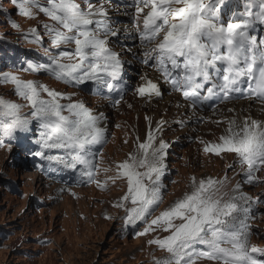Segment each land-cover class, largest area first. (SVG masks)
I'll return each mask as SVG.
<instances>
[{"label": "snow or ice", "instance_id": "snow-or-ice-1", "mask_svg": "<svg viewBox=\"0 0 264 264\" xmlns=\"http://www.w3.org/2000/svg\"><path fill=\"white\" fill-rule=\"evenodd\" d=\"M13 3L20 16L34 19L36 9L51 21L43 27L51 48L56 49H44L46 59L27 62L16 71L43 73L72 88L91 82L96 86L94 94L109 98L105 92L117 89L122 62L119 53L109 47V37H117L118 31L108 23L103 5L95 7L91 0H84L85 10L77 0ZM245 5L242 12H232L226 21L227 0H133L135 28L144 49L142 63L154 67L192 108L241 98L264 104V37L251 34L256 24L264 25V0H245ZM11 26L19 28L14 22ZM26 35L43 47L37 28L29 29ZM142 79L145 83L135 89L136 95L149 99L161 95L156 83ZM0 84H11L14 94L31 108L30 113L21 115L22 105L0 97V147L7 140L11 148L12 142L21 138L17 134H24L25 139L31 134L33 157L55 165L57 171L78 173L82 183H97L103 190L95 173L107 143V129L101 126L107 119L104 113L93 114L83 101L72 102L71 96L22 80L12 71L0 73ZM63 100L69 103H61ZM112 103L118 105L120 100ZM216 123H226L227 127L217 143L204 145V154H234L244 169L242 180L251 184L264 166V122L246 118L242 125L235 120ZM161 130L160 125L156 129L149 126L145 140L138 139L136 152L117 163L111 177L113 183L126 182L124 195L113 205L125 209V224L145 222L147 226L136 233L138 236L167 233L148 241L167 253L155 264H197L200 260L264 264L254 255L264 256V249L249 247L247 217L240 218V213L249 209L241 208L237 201L246 198L234 195L225 200L226 193L221 191L224 180L209 177L197 181L192 177L191 191L148 222L163 202L162 177L169 145L163 140L156 143ZM239 187L237 184L233 191Z\"/></svg>", "mask_w": 264, "mask_h": 264}, {"label": "rangeland", "instance_id": "rangeland-1", "mask_svg": "<svg viewBox=\"0 0 264 264\" xmlns=\"http://www.w3.org/2000/svg\"><path fill=\"white\" fill-rule=\"evenodd\" d=\"M17 13L13 0H0V73L12 71L22 80H33L75 97V92L52 83L41 74L16 71L21 67L22 58L32 62V53L44 51L46 44L41 41V47L26 35L29 29L37 28L43 37L45 21L40 14L33 9L35 18L27 19ZM11 22L19 28H13ZM18 58L17 66L11 67V60ZM0 97L22 105L21 115L31 111L27 102L14 94L11 84H0ZM141 115L144 116V112ZM144 120H137L133 110L117 117L119 129L114 130L98 162L97 181L103 184V190L94 183L60 194V187L53 189L56 184L42 179L30 168L23 153L12 148L0 149V264H155L165 258L167 253L149 245L148 241L167 233L154 231L138 236L136 233L143 232L147 224L141 221L135 226L126 225L125 209L113 207L126 191L125 181L113 183L111 180L115 165L136 152L138 139L139 142L145 140L149 127L145 123L146 116ZM158 123H152L151 128L156 129ZM217 140L212 137L209 143ZM173 146L172 141L169 148ZM184 151L185 154L168 151L162 177L163 202L148 217V222L191 191L192 177L197 181L209 177L224 180L221 191L226 193L225 200L234 195L246 198L237 203L249 209L246 214L240 213L241 219L247 217L249 247L264 249V171L257 175L253 187L246 188L240 184L243 170L234 165L232 156L214 158L198 151L199 156L193 158L192 151ZM237 184L239 191L234 192ZM197 264L211 262L200 260Z\"/></svg>", "mask_w": 264, "mask_h": 264}, {"label": "bare ground", "instance_id": "bare-ground-1", "mask_svg": "<svg viewBox=\"0 0 264 264\" xmlns=\"http://www.w3.org/2000/svg\"><path fill=\"white\" fill-rule=\"evenodd\" d=\"M220 112H221V111H220ZM220 112H219V113H220ZM146 118H147L146 120H147L148 122H150V119H149L147 116H146ZM158 122L160 123V127H161V129H162L161 131H159V132L157 133V139L159 140V139H162V137H164L165 135H164V133H163V129H164V128L161 126V125L163 124V121L160 120V121H158ZM159 123H158V124H159ZM141 130H142V127H141V129H140V133H142ZM138 138H140V136H138ZM163 141L165 142V140H163ZM195 178H196V177H195Z\"/></svg>", "mask_w": 264, "mask_h": 264}]
</instances>
